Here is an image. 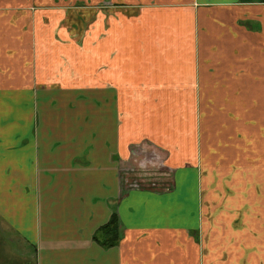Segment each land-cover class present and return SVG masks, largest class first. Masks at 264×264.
<instances>
[{
  "label": "crops",
  "instance_id": "1",
  "mask_svg": "<svg viewBox=\"0 0 264 264\" xmlns=\"http://www.w3.org/2000/svg\"><path fill=\"white\" fill-rule=\"evenodd\" d=\"M261 124V0H0V223L37 264H264L224 244L197 175L214 140L257 151ZM156 159L170 190H128Z\"/></svg>",
  "mask_w": 264,
  "mask_h": 264
},
{
  "label": "rangeland",
  "instance_id": "2",
  "mask_svg": "<svg viewBox=\"0 0 264 264\" xmlns=\"http://www.w3.org/2000/svg\"><path fill=\"white\" fill-rule=\"evenodd\" d=\"M207 106L217 111L216 103H208ZM203 114L205 115V112ZM221 128H225L220 133L226 134L227 138L234 135V128L231 124ZM261 128L264 132L263 124ZM206 129L204 124V132ZM257 130L260 128L257 127ZM208 140L211 138L208 137ZM183 142L188 146L187 153L198 155L192 142ZM177 145L181 148V154L184 153V146L179 143ZM203 145H206L204 138ZM257 145V151L247 148V157L241 159L239 151L243 148L241 144L231 140V148L227 149L230 155L224 157L222 143L214 140L210 144L208 157L203 166L201 162L197 164L198 167L201 165L202 169H197L199 183L204 184L211 179L210 191L208 194L206 191L204 197V201H208L209 216L214 215L210 222L213 224V219L218 220V226L227 233L223 242L228 247L241 243L245 245V249H264V157H258L259 150L264 147V142L259 143L258 141ZM153 154L155 153L148 152V155L143 156L148 157ZM135 169L128 175L123 174V182L129 185L128 190L142 189L147 185L161 192L170 190L172 172L166 171L165 173L160 159H156L153 164L148 162V170H138L140 168L137 166ZM141 178H144L146 182L141 181ZM248 233L250 234L244 237ZM254 234L257 244L248 248ZM32 249L13 232L5 231L0 223V264H37V255Z\"/></svg>",
  "mask_w": 264,
  "mask_h": 264
},
{
  "label": "trees",
  "instance_id": "3",
  "mask_svg": "<svg viewBox=\"0 0 264 264\" xmlns=\"http://www.w3.org/2000/svg\"><path fill=\"white\" fill-rule=\"evenodd\" d=\"M261 1L264 2V0ZM120 226V219L117 214H114L110 222L95 233L94 241L106 249L117 246L121 241Z\"/></svg>",
  "mask_w": 264,
  "mask_h": 264
}]
</instances>
